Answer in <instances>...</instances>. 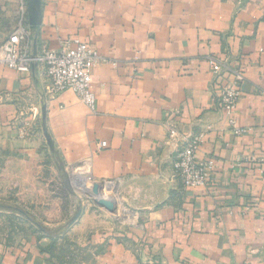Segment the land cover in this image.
<instances>
[{
    "label": "crops",
    "instance_id": "1",
    "mask_svg": "<svg viewBox=\"0 0 264 264\" xmlns=\"http://www.w3.org/2000/svg\"><path fill=\"white\" fill-rule=\"evenodd\" d=\"M22 5L30 54L78 38L103 60L91 71L94 110L70 90L48 96L40 64H0V151L58 155L82 210L63 255L50 246L58 235L31 231L0 250V264H264V0H41L37 29L26 0H0V44ZM209 56L244 74L233 125ZM198 132L195 156L214 166L208 185L185 187L173 162ZM87 171L114 181L98 197L111 192L119 217L82 195L92 194L77 182Z\"/></svg>",
    "mask_w": 264,
    "mask_h": 264
},
{
    "label": "built area",
    "instance_id": "2",
    "mask_svg": "<svg viewBox=\"0 0 264 264\" xmlns=\"http://www.w3.org/2000/svg\"><path fill=\"white\" fill-rule=\"evenodd\" d=\"M26 19L25 6L19 11V26L8 35L0 44V64L17 72H26L34 64H40L48 80L46 92L48 96L56 95L62 91L70 90L77 95L82 103L89 109L95 108V94L91 90V71L103 58L91 44L78 38L65 40L59 50L45 49L39 54H30L24 44L26 32L21 26ZM208 68L215 81L222 83L218 103L230 115L229 123L234 124L233 113L241 97L240 84L244 81V74L231 67L225 59L215 56L207 58ZM28 123L24 122L17 129V135L26 138L30 135ZM176 134L175 127L169 130V137ZM204 141V134H192L184 146L177 152L173 162L174 174L179 177L185 187L206 186L210 182L211 169L214 166L212 158H196L195 154ZM105 147L106 142L98 143ZM82 182L79 186L91 187L98 183L100 186L113 185L114 181H96L89 172L78 173ZM83 184V185H82ZM91 189V190H92Z\"/></svg>",
    "mask_w": 264,
    "mask_h": 264
},
{
    "label": "rangeland",
    "instance_id": "3",
    "mask_svg": "<svg viewBox=\"0 0 264 264\" xmlns=\"http://www.w3.org/2000/svg\"><path fill=\"white\" fill-rule=\"evenodd\" d=\"M74 179L75 175L68 177L58 155H52L47 150H43L36 160L18 153L0 151V250L36 231L58 235L56 238L59 241L51 243V247L56 249L58 256L63 255L67 251L65 233L69 228L68 223L81 199L69 185ZM77 182L80 183L79 180ZM76 188L75 192L80 187ZM81 193L90 196L93 201L96 197L84 191ZM110 194L106 201L110 206H115V212L100 207L108 215L119 217L123 206Z\"/></svg>",
    "mask_w": 264,
    "mask_h": 264
},
{
    "label": "water",
    "instance_id": "4",
    "mask_svg": "<svg viewBox=\"0 0 264 264\" xmlns=\"http://www.w3.org/2000/svg\"><path fill=\"white\" fill-rule=\"evenodd\" d=\"M26 7H27V12H28V23L32 29H37L40 26L41 22V0H26ZM43 116L45 115V110L44 107L42 108ZM45 137L47 144L51 150H53V141L50 137V135L45 132ZM93 189H92V194L95 195L94 201L99 205V206H104L107 207L110 212H115V206H110L106 199L100 198L99 192L102 189V186H100L98 183L93 184ZM81 207H79L74 214V216L71 219V223L77 220L79 215L81 214ZM22 212V211H21ZM38 227L44 231L43 228L37 224Z\"/></svg>",
    "mask_w": 264,
    "mask_h": 264
},
{
    "label": "bare ground",
    "instance_id": "5",
    "mask_svg": "<svg viewBox=\"0 0 264 264\" xmlns=\"http://www.w3.org/2000/svg\"><path fill=\"white\" fill-rule=\"evenodd\" d=\"M78 180L79 182H82V180L79 177H78ZM109 186H113V185H109ZM109 189H111V187Z\"/></svg>",
    "mask_w": 264,
    "mask_h": 264
},
{
    "label": "trees",
    "instance_id": "6",
    "mask_svg": "<svg viewBox=\"0 0 264 264\" xmlns=\"http://www.w3.org/2000/svg\"><path fill=\"white\" fill-rule=\"evenodd\" d=\"M8 208V207H7ZM42 232H45V231H42ZM54 242V240H51V243H53ZM50 246H51V244H50ZM52 248V247H51Z\"/></svg>",
    "mask_w": 264,
    "mask_h": 264
}]
</instances>
